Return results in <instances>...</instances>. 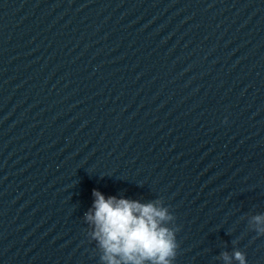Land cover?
<instances>
[{"label": "clouds", "instance_id": "obj_1", "mask_svg": "<svg viewBox=\"0 0 264 264\" xmlns=\"http://www.w3.org/2000/svg\"><path fill=\"white\" fill-rule=\"evenodd\" d=\"M84 215L90 226L88 236L97 244L101 264H173L178 243L175 217L163 206L162 199L148 203L116 196L106 197L98 190ZM249 228L264 235V214L251 216ZM236 241H233L235 244ZM225 264L232 260L246 264L245 253L233 249L221 252Z\"/></svg>", "mask_w": 264, "mask_h": 264}]
</instances>
